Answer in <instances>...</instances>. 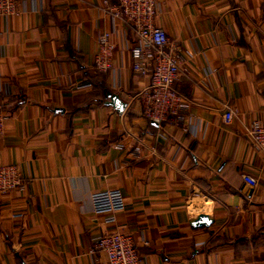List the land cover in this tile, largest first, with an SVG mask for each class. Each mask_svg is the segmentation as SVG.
Instances as JSON below:
<instances>
[{"label": "crops", "instance_id": "1", "mask_svg": "<svg viewBox=\"0 0 264 264\" xmlns=\"http://www.w3.org/2000/svg\"><path fill=\"white\" fill-rule=\"evenodd\" d=\"M156 8L154 24L183 58L179 124L142 116L146 80L130 68L132 28L101 0H16L0 16V164H16L25 180L0 193V264H92L90 238L107 229L131 233L146 264H264V160L247 135L264 118V0ZM98 31L114 45L104 73L92 65ZM104 87L125 101L122 111L105 103ZM109 187L126 203L106 224L112 214L92 212L90 194ZM204 215L209 226L190 225Z\"/></svg>", "mask_w": 264, "mask_h": 264}, {"label": "built area", "instance_id": "2", "mask_svg": "<svg viewBox=\"0 0 264 264\" xmlns=\"http://www.w3.org/2000/svg\"><path fill=\"white\" fill-rule=\"evenodd\" d=\"M16 0H0V16L14 12ZM102 8L112 16L122 18L132 28L134 39L129 45L131 70L146 83L141 92V114L149 121L157 124L172 120L176 124L184 119L188 106L187 100L177 91L175 83L179 77L183 58L179 44L171 41L163 27L154 24L157 12V0H101ZM110 33L98 31L96 47L93 51L92 65L96 72L113 70L114 45L109 40ZM90 86L89 82L76 84L77 88ZM233 110L225 106L222 117L226 124L233 122ZM147 135L153 136L157 131L147 129ZM191 132L196 133L192 128ZM4 135L3 104L0 100V138ZM247 135L254 149L264 160V118H253L247 129ZM151 152L153 144L148 145ZM123 149L121 143L115 145ZM130 156L140 157L141 149L135 146ZM242 179L251 187L257 185L256 178L242 174ZM25 180L18 166L14 163L0 164V193L9 190H23ZM91 210L94 213H110L104 223H113L115 213L125 207V198L118 187H109L90 194ZM114 214V215H113ZM21 213L12 214L20 216ZM142 244H148L141 235ZM92 264H103L101 256H105V264H146V259L138 250L137 239L128 232L119 229H107L91 236L87 251Z\"/></svg>", "mask_w": 264, "mask_h": 264}, {"label": "water", "instance_id": "3", "mask_svg": "<svg viewBox=\"0 0 264 264\" xmlns=\"http://www.w3.org/2000/svg\"><path fill=\"white\" fill-rule=\"evenodd\" d=\"M104 96L107 98L105 101L106 104L111 105L115 110L118 112L122 111L125 107V101H123L117 93L111 92L110 90L104 91ZM54 111L60 110L62 111V108L55 107L53 109ZM154 125H156V122L152 121ZM213 221L212 215H204L198 218L189 219L190 225L193 227L198 226H209L211 222Z\"/></svg>", "mask_w": 264, "mask_h": 264}, {"label": "trees", "instance_id": "4", "mask_svg": "<svg viewBox=\"0 0 264 264\" xmlns=\"http://www.w3.org/2000/svg\"><path fill=\"white\" fill-rule=\"evenodd\" d=\"M100 73H102V72H100ZM103 73H104V72H103ZM107 90H109V89L104 87V88L102 89L103 94H104V91H107Z\"/></svg>", "mask_w": 264, "mask_h": 264}]
</instances>
